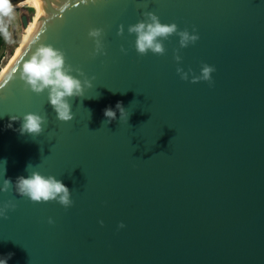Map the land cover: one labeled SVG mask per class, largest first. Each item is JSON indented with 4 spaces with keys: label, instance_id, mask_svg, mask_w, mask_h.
<instances>
[{
    "label": "water",
    "instance_id": "95a60500",
    "mask_svg": "<svg viewBox=\"0 0 264 264\" xmlns=\"http://www.w3.org/2000/svg\"><path fill=\"white\" fill-rule=\"evenodd\" d=\"M44 1L0 80V180L53 175L73 204L0 193V205L15 204L0 219V255L12 253L8 264H264V0ZM146 12L198 40L180 49L172 35L164 54L137 55L127 28ZM97 28L103 56L87 35ZM39 44L95 77L71 99L70 122L20 78ZM202 64L215 69L211 85L192 82ZM177 67L192 76L181 80ZM117 101L127 120L105 123ZM29 112L47 121L36 137L18 132Z\"/></svg>",
    "mask_w": 264,
    "mask_h": 264
},
{
    "label": "clouds",
    "instance_id": "9594fccd",
    "mask_svg": "<svg viewBox=\"0 0 264 264\" xmlns=\"http://www.w3.org/2000/svg\"><path fill=\"white\" fill-rule=\"evenodd\" d=\"M88 2L95 3L96 0H88ZM12 13L13 9L9 0H0V16L10 18ZM142 15L144 19L127 28V32L135 36L133 46L139 56H143L146 53L154 55L164 54L163 41L172 35L178 37L180 49L194 44L198 40L195 29L192 30L191 34L187 29L178 31L175 23L162 24L158 17L151 12L142 13ZM29 31L31 32V29ZM121 31L122 29L120 28L117 35ZM0 34L4 36L5 40L9 39L6 25L0 27ZM87 35L94 43L92 55L103 56L105 53L101 42L102 30L98 28L92 29ZM25 39L27 40L28 37L26 36ZM124 51L121 48V52ZM174 60L179 63L180 57L175 55ZM74 71L76 75L72 74ZM214 71V67L202 64L199 75L192 76L191 69L185 72L180 67L176 68V73L181 80H187L189 76H192V82L205 81L209 85L212 83L211 73ZM20 78L25 89L32 94L40 95L46 93L47 104L52 109L55 120L60 123H67L73 119L71 99L83 97L85 91L92 87V80L95 79V77H86L79 69H73L66 64L64 53L50 44H39L35 48L30 58L23 64ZM117 113L119 114L120 122L127 120L128 113L121 102L117 101L114 108L106 107L104 109L105 123L116 119ZM15 120H17L15 117L10 118V121ZM19 121V134H29L32 137L38 136L44 130L43 126L47 123L45 117L33 112L24 114ZM6 127L10 128L11 123ZM0 176H3V169L0 170ZM10 188L14 189L16 196L26 198L33 203L55 202L65 209L73 204L68 187L53 175L45 176L37 171H30L27 176L16 177L15 182L8 178L0 180V193L8 191ZM14 208L15 204L12 202L0 205V219L7 218L6 213ZM48 223H53L51 218H49ZM123 227L122 223L118 225V228ZM11 256L12 253L0 255V264H8Z\"/></svg>",
    "mask_w": 264,
    "mask_h": 264
},
{
    "label": "rangeland",
    "instance_id": "374dc122",
    "mask_svg": "<svg viewBox=\"0 0 264 264\" xmlns=\"http://www.w3.org/2000/svg\"><path fill=\"white\" fill-rule=\"evenodd\" d=\"M13 13L10 18L3 17L1 27H7L9 39L5 40L3 36V45L0 50V70L9 65L14 56L19 50L20 44L24 41L25 37L29 35V29H33L37 22V15L33 9L30 8H12ZM26 16L28 24L26 28L21 25V16Z\"/></svg>",
    "mask_w": 264,
    "mask_h": 264
},
{
    "label": "bare ground",
    "instance_id": "6f19581e",
    "mask_svg": "<svg viewBox=\"0 0 264 264\" xmlns=\"http://www.w3.org/2000/svg\"><path fill=\"white\" fill-rule=\"evenodd\" d=\"M46 3L44 0H25L21 3H19L18 5L12 7V8H30L33 9L36 12L37 15V22L34 26V28L31 30V32L29 33V35L27 36L28 39H24V41L22 42V44H20L21 46H19V50L16 53V55L14 56V59L12 60V62L7 65L5 68H2L0 70V80L6 75V73L8 72L9 68L11 67V65L14 63V61L17 59V57L20 55V53L22 52L23 48L25 47V45L27 44L28 40L30 39V37L33 36V34L35 33V31L37 30L39 24L41 23L43 16H44V10L46 9ZM26 28V27H25Z\"/></svg>",
    "mask_w": 264,
    "mask_h": 264
},
{
    "label": "trees",
    "instance_id": "16d2710c",
    "mask_svg": "<svg viewBox=\"0 0 264 264\" xmlns=\"http://www.w3.org/2000/svg\"><path fill=\"white\" fill-rule=\"evenodd\" d=\"M2 19H3V16H0V27H1V22H2ZM3 35L0 34V50L2 48V45H3Z\"/></svg>",
    "mask_w": 264,
    "mask_h": 264
}]
</instances>
